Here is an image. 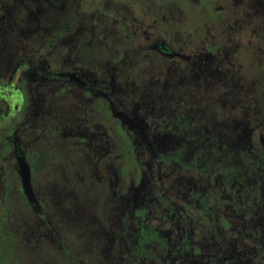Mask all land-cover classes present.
I'll return each instance as SVG.
<instances>
[{
  "label": "flooded vegetation",
  "instance_id": "1",
  "mask_svg": "<svg viewBox=\"0 0 264 264\" xmlns=\"http://www.w3.org/2000/svg\"><path fill=\"white\" fill-rule=\"evenodd\" d=\"M186 1L0 0V264H264V0Z\"/></svg>",
  "mask_w": 264,
  "mask_h": 264
},
{
  "label": "rangeland",
  "instance_id": "2",
  "mask_svg": "<svg viewBox=\"0 0 264 264\" xmlns=\"http://www.w3.org/2000/svg\"><path fill=\"white\" fill-rule=\"evenodd\" d=\"M89 1L90 0H82V2H81V4H82V6H88L89 5ZM92 1V0H91ZM97 1H99V0H97ZM164 2L166 3V5L169 7H172V8H174L175 7V5L177 6V5H179L180 6V8L181 9H183V10H187V12H188V15L191 17V15L196 11V9L195 8H193V7H188L187 6V1L186 0H164ZM171 3V4H170ZM157 5H158V3H157ZM214 5V4H213ZM154 6H156V3H154ZM192 18H194L193 17V15H192ZM189 21L191 22V19H189ZM208 21V20H207ZM209 25V24H208ZM173 27H180V26H176V25H173ZM182 30V29H181ZM244 63L246 64H250V66H249V72H250V76H252V75H258L259 74V68H258V64H257V61L255 60V58H253V57H251V58H249V60H248V62H247V59L246 60H244ZM23 255L24 254H21L20 255V257H23ZM19 256V255H18ZM35 261V259L33 258L31 261ZM31 263H33V262H31ZM2 264H5V261H3L2 260Z\"/></svg>",
  "mask_w": 264,
  "mask_h": 264
}]
</instances>
